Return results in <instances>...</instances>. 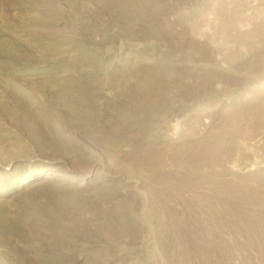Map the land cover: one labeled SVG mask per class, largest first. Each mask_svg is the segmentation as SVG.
I'll use <instances>...</instances> for the list:
<instances>
[{
  "label": "rangeland",
  "instance_id": "1",
  "mask_svg": "<svg viewBox=\"0 0 264 264\" xmlns=\"http://www.w3.org/2000/svg\"><path fill=\"white\" fill-rule=\"evenodd\" d=\"M0 264H264V0H0Z\"/></svg>",
  "mask_w": 264,
  "mask_h": 264
}]
</instances>
